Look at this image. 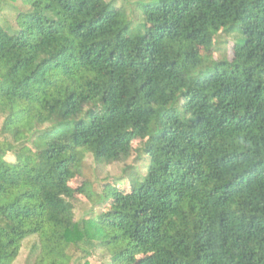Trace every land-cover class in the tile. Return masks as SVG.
<instances>
[{"label": "trees", "instance_id": "16d2710c", "mask_svg": "<svg viewBox=\"0 0 264 264\" xmlns=\"http://www.w3.org/2000/svg\"><path fill=\"white\" fill-rule=\"evenodd\" d=\"M4 5L0 264H264V0Z\"/></svg>", "mask_w": 264, "mask_h": 264}, {"label": "rangeland", "instance_id": "374dc122", "mask_svg": "<svg viewBox=\"0 0 264 264\" xmlns=\"http://www.w3.org/2000/svg\"><path fill=\"white\" fill-rule=\"evenodd\" d=\"M122 0H117V5L121 4ZM19 2V1H18ZM17 2V3H18ZM0 15H4L6 17H9L11 20L13 19V13L9 11L8 7L6 5L2 6L0 10ZM234 43L235 39L233 38V34L230 33H223L221 36V41L218 43L213 50V54L215 57L218 58H228L232 59L233 57V49H234ZM0 125H1V119H0ZM139 144V140H135L133 142V147L136 148ZM6 159L9 161H13L14 157L11 154H8L6 156ZM88 162L91 165V168L89 172L87 173L88 179H91L93 181H96L97 178L104 179V181H108L112 177H119L122 176V179L124 182H126V177L123 172L125 165H131V164H137L140 165V161L136 159L135 154L131 156V158L125 163H113L109 165H98L93 162V159L89 156L88 157ZM84 177H78L74 180L71 181V185L74 187L80 186L83 182H85ZM97 185V183H95ZM94 185V186H95ZM81 199H83V196H79ZM92 206L87 203V202H80V203H75V209H74V214H75V219H79L86 211H88ZM33 243V239H27L24 241L20 255L15 262V264H27V257L29 255V251L31 248V245ZM110 256L106 250L98 246L97 248L94 249L92 255L88 258V261L90 264H104L109 260ZM85 260H82L81 264H84Z\"/></svg>", "mask_w": 264, "mask_h": 264}]
</instances>
